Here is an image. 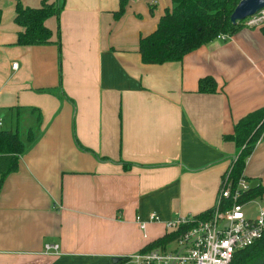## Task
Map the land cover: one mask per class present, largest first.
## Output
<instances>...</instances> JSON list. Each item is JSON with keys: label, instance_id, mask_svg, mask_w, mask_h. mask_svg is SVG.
Returning <instances> with one entry per match:
<instances>
[{"label": "crops", "instance_id": "1", "mask_svg": "<svg viewBox=\"0 0 264 264\" xmlns=\"http://www.w3.org/2000/svg\"><path fill=\"white\" fill-rule=\"evenodd\" d=\"M15 5L0 0V128L17 131L25 150L0 186V264H133V253L173 235L167 221L215 205L238 153L227 136L264 107L262 23L248 18L225 39L154 64L142 62L139 40L172 0H128L119 17V0H64L58 19L45 20L47 45L17 44ZM206 76L215 92H199ZM243 176L264 185V138ZM259 206L264 193L243 205L246 216Z\"/></svg>", "mask_w": 264, "mask_h": 264}, {"label": "trees", "instance_id": "2", "mask_svg": "<svg viewBox=\"0 0 264 264\" xmlns=\"http://www.w3.org/2000/svg\"><path fill=\"white\" fill-rule=\"evenodd\" d=\"M239 1L172 0L171 8L166 9L160 17L156 29L139 40L138 52L142 62L161 64L168 61H180L185 54L212 41L219 34H235L248 19L234 24L230 21V15ZM127 2L128 0H119L120 6L115 13L116 17L123 14ZM63 6L64 0H42L39 7H26L16 0L14 22L22 28L17 34V44H50L51 31L45 25V20L54 15L58 19ZM260 31L264 35V22L260 25ZM57 45L60 48V42ZM216 86L211 76L200 78L198 82L199 92H215ZM28 136L31 138V131L28 132ZM227 138L234 141L238 153L222 175V181L227 175V180L235 185L243 176L247 158L258 141L264 138V107L240 118L234 124L233 133ZM24 150V143L17 131L0 128V186L5 176L17 169L19 157ZM123 166L127 169L129 164L125 163ZM263 193L264 185L251 186L241 195L239 201L245 204L262 196ZM212 212L213 207L193 218L207 219ZM173 237L174 234L161 237L145 246L144 249L165 244ZM259 261L264 263V233L254 244L235 252L229 264H256Z\"/></svg>", "mask_w": 264, "mask_h": 264}, {"label": "built area", "instance_id": "3", "mask_svg": "<svg viewBox=\"0 0 264 264\" xmlns=\"http://www.w3.org/2000/svg\"><path fill=\"white\" fill-rule=\"evenodd\" d=\"M258 14L249 18V24L262 22ZM227 37V34L217 35L220 39ZM16 67L17 63L14 62L12 68ZM226 177L221 181L209 218L195 220L193 216H177L170 219L165 227L169 234H174L173 239L165 245L133 253V264H229L235 252L259 240L264 233V206H259L256 215L248 218L244 204L239 201L250 187L248 181L241 176L233 185ZM157 220L156 213L148 217L149 222ZM136 221L144 229L146 221L138 216ZM58 251L57 244L45 243L44 253Z\"/></svg>", "mask_w": 264, "mask_h": 264}, {"label": "water", "instance_id": "4", "mask_svg": "<svg viewBox=\"0 0 264 264\" xmlns=\"http://www.w3.org/2000/svg\"><path fill=\"white\" fill-rule=\"evenodd\" d=\"M264 10V0H240L230 15V21L234 24L237 21L250 18ZM236 156H233L234 160ZM120 256H113V262L118 261Z\"/></svg>", "mask_w": 264, "mask_h": 264}, {"label": "rangeland", "instance_id": "5", "mask_svg": "<svg viewBox=\"0 0 264 264\" xmlns=\"http://www.w3.org/2000/svg\"><path fill=\"white\" fill-rule=\"evenodd\" d=\"M263 11V10H262ZM262 11H260L259 12V14H258V16L259 17H262L261 19H262V22H259V24H261V23H263L264 22V11L262 12ZM248 22H249V20H248ZM245 211V210H244ZM256 264H264L263 263V261H259V262H257Z\"/></svg>", "mask_w": 264, "mask_h": 264}]
</instances>
